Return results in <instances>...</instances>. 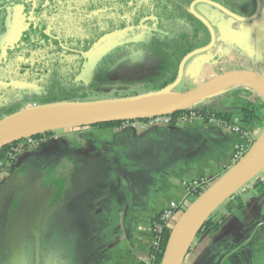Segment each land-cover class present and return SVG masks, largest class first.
<instances>
[{
    "label": "crops",
    "instance_id": "crops-1",
    "mask_svg": "<svg viewBox=\"0 0 264 264\" xmlns=\"http://www.w3.org/2000/svg\"><path fill=\"white\" fill-rule=\"evenodd\" d=\"M257 35L261 53L264 37ZM250 103L225 90L199 107L229 115L251 143L262 128L240 124ZM54 133L0 170V264H139L152 222L170 202L184 200L180 183H213L231 167L235 146H250L200 118ZM263 183L264 165L218 207V230L201 232L183 264H264Z\"/></svg>",
    "mask_w": 264,
    "mask_h": 264
},
{
    "label": "trees",
    "instance_id": "trees-1",
    "mask_svg": "<svg viewBox=\"0 0 264 264\" xmlns=\"http://www.w3.org/2000/svg\"><path fill=\"white\" fill-rule=\"evenodd\" d=\"M192 1L136 0L138 4L137 8L127 11L126 14L118 15L117 20L113 22L110 18L111 12L107 10L99 16L92 13L96 10L111 8L110 0H86L84 2V15L86 18L82 24L84 40L90 44H94L109 34L118 35L125 47L135 48L152 59L155 63L156 71L144 79L134 78L130 81L113 83L109 76L104 77L102 74H98L102 72L98 66L94 70V73L95 71L97 72L96 75L88 81L84 80L83 84H86V86L82 87L73 85V78L69 80L68 78H64L65 73L68 71L72 74L76 72L79 69L80 62L78 64L75 59L72 61L68 58L60 57L59 60L51 63L48 62L44 71L46 78L43 80L45 82L43 93L45 96L43 95V97H51L52 100L42 104L61 102L82 103L85 102V98L87 97L104 100L110 96V93L107 91H110L112 88L117 90L112 93L113 97L110 99L132 98L153 93L171 84L177 77L178 66L182 58L193 50L205 47L210 40L207 28L187 11ZM147 4L148 7H146ZM126 15L129 16L128 20L125 19ZM36 32H39V30ZM121 49L122 46H117L115 49L111 48V50H108L107 52H110L103 59L102 63L104 64H101L104 66L106 64V66L110 67L114 63L113 57L121 52ZM105 69L106 67L103 68V70ZM47 74H49L48 77ZM79 80H81L80 77ZM118 88L128 89L130 92L121 94L118 92ZM232 91L241 98L251 99V103L245 105L241 110L240 124L250 126L257 123L263 129L264 98L260 94L255 95L252 89L237 88ZM13 113L15 112L5 115L1 114L0 120ZM179 114L180 112L172 116L176 117ZM200 114L205 120L214 118L226 124H230L231 121L230 116L226 114H209L204 110ZM121 123H108L91 128H115L120 126ZM53 134L55 133L52 132L45 135L50 136ZM40 136H34V138L38 139ZM23 143L24 140H21L1 148L0 161H5L8 166H12L14 162L10 161L6 155L13 147ZM262 185L264 186V183ZM220 221L221 219L217 217L215 212L204 224L203 231H217ZM171 229L164 227L159 237L157 250L158 263L162 260Z\"/></svg>",
    "mask_w": 264,
    "mask_h": 264
},
{
    "label": "water",
    "instance_id": "water-1",
    "mask_svg": "<svg viewBox=\"0 0 264 264\" xmlns=\"http://www.w3.org/2000/svg\"><path fill=\"white\" fill-rule=\"evenodd\" d=\"M206 3L222 11L235 20L243 23L252 22L254 18H240L228 13L218 4L207 1H194L189 13L201 22L210 33V43L187 54L180 62L176 79L164 88L140 95L138 97L99 101L97 103H53L27 106L0 120V149L13 142L42 134L78 129L91 128L98 125L142 121L156 117L169 116L190 107L202 108L199 105L233 86L255 89L264 98V75L252 71H229L217 75L209 83L184 93H174L181 83L186 62L197 55L211 50L215 46L214 30L208 22L194 10L196 3ZM258 12L260 4L257 3ZM114 46L113 42L102 45L97 50L96 58L88 64L89 70L100 58L105 49ZM146 98L145 106L129 107L127 101H138ZM95 102V101H94ZM264 165V127L245 155L204 192L182 213L170 232L160 264H183L193 241L203 231L204 224L215 213L218 207L227 199L247 178Z\"/></svg>",
    "mask_w": 264,
    "mask_h": 264
},
{
    "label": "rangeland",
    "instance_id": "rangeland-1",
    "mask_svg": "<svg viewBox=\"0 0 264 264\" xmlns=\"http://www.w3.org/2000/svg\"><path fill=\"white\" fill-rule=\"evenodd\" d=\"M206 11V14L204 12L206 17H210L213 21L216 19L219 20L218 26H212L214 27L215 31V48L211 49L210 51H207L206 53L197 55L191 59V61L186 65V70L184 71L183 78L181 83L175 88L174 93H184L187 91H191L195 88L201 87L207 83H209L213 78H215L217 75H220V71L222 67H225L227 70H246V71H252L256 72L258 74L263 75L264 70H261L264 68V57L261 59L259 57V53L256 49H250V45H246L243 48V51H248L247 53L243 52L240 54H230V46L231 44H235L237 46L240 45L238 40H244L245 36L247 35L245 33V29L247 28L246 23H239L229 16L217 11L211 10L208 8H204ZM29 11V10H28ZM46 9H41L38 6L35 9L30 10V16L33 17V22L35 19V16H38L41 18L43 15V18L38 24H41L39 28V35L36 36L34 45L38 47L32 46L31 50H28V53H25L23 50H20L19 52H14L13 54H10L8 58L4 55L6 48L9 44L12 42V38H9L12 34H15L17 36L15 39L16 41H21L25 38L24 32L28 28V17L24 13V10L22 6L20 5H10L9 7H6L5 12V19L4 23H9V28H11L8 33L4 32L3 29L0 30V34L6 36V39H0V115L3 114H9L12 112H16L19 109H23L27 106H33V105H45L42 103H46L47 101H51V97H43L42 96V88L37 87V84H26V77L28 78L29 72L25 71L26 73H23V69L28 64L34 63L33 59L38 57L39 60H41V56H45L46 54H50L54 50H56L59 54H62V52L67 48V46H60L58 47L56 44L49 45L52 41H50L49 38L45 36V34L42 32L43 28L42 25L45 27H50L53 18L50 19L46 17ZM264 14V9L261 12V15ZM254 22V21H253ZM252 22V23H253ZM254 25V23L252 24ZM251 25V26H252ZM258 25H262L261 22H258ZM257 25V26H258ZM4 28V27H3ZM5 29V28H4ZM6 30V29H5ZM2 31V32H1ZM5 33V34H4ZM8 35V36H7ZM24 35V36H23ZM66 35V34H65ZM64 35V37H65ZM53 37V36H52ZM253 35L249 34V38H252ZM234 38L238 39L236 40V43L234 42ZM67 40H74L70 37L66 38ZM231 39V42L229 41ZM55 42V40H53ZM71 43V42H70ZM66 44V43H63ZM68 45V44H66ZM42 46V47H41ZM44 46L47 48L48 52L42 51L41 48H44ZM232 47V46H231ZM242 47V46H240ZM258 49V48H257ZM89 50V47L85 45V48H83V52L86 54ZM253 51L258 53L257 55L253 54ZM263 52V50H262ZM261 52V53H262ZM22 53L23 59L19 58L18 55ZM260 53V54H261ZM64 54V53H63ZM69 55V54H68ZM66 55V58L69 60H79L76 56H73L70 54L69 56ZM72 56V57H71ZM123 56H129V57H123L121 60H117L115 63L119 64L122 63L123 66H119L122 68H119L121 71L120 73L117 72L118 69L114 70V67L110 69V67L104 66L102 64L99 65L101 73L104 77L109 76L111 74V78L113 82L120 81H130L134 78L144 79L148 77L151 74L145 75V71L147 66V61L150 58H147V56L142 52H133L130 53V55H123ZM218 59V61L215 62L214 65L210 64V61ZM5 60V61H4ZM68 65V64H67ZM106 67L105 70L103 68ZM124 67V68H123ZM131 70L134 72H140V76H131L129 73ZM112 71V72H110ZM79 72V76H78ZM224 72V71H222ZM97 72L94 73L96 75ZM97 74V75H98ZM93 75V77H94ZM79 77L81 80H79ZM86 77V70L82 71H76L73 74L68 71L65 73L64 78L71 79L73 78V85L76 86H86V84H83V81ZM88 78V77H86ZM84 79V80H83ZM10 81V82H9ZM114 87V86H113ZM234 88L238 89H245L249 87H239V86H233L231 88H227V90H233ZM119 89V88H118ZM117 90V89H115ZM114 88H112L109 92L110 96L107 97V99L104 100H98L95 97H87L85 98V102L87 103H97L99 101H110L115 99H110L112 96V93L115 91ZM255 95H258L259 92L252 88ZM119 93H128L130 90L128 89H119ZM45 96V95H44ZM95 101V102H94ZM64 103V102H61ZM140 103V102H138ZM59 132V131H57Z\"/></svg>",
    "mask_w": 264,
    "mask_h": 264
},
{
    "label": "flooded vegetation",
    "instance_id": "flooded-vegetation-1",
    "mask_svg": "<svg viewBox=\"0 0 264 264\" xmlns=\"http://www.w3.org/2000/svg\"><path fill=\"white\" fill-rule=\"evenodd\" d=\"M194 1H197V0H193L189 4L188 9H187L188 13H189V9H190L191 4ZM207 1L216 3L221 8L225 9L228 13L235 15L237 17L243 18V19H245V18L252 19L258 13L257 17L253 20L254 22L252 21L254 23V25H252L253 24L252 22L246 23L248 25H246L247 28L245 29V33L247 34L244 37L245 39L244 40H238V39L234 38V42L236 43V40H238L240 45L237 44V46H236L235 44L232 43L231 44L232 47L230 46V51H231L230 54L237 55V54H240L242 52H243V54H244V52L247 53L248 51H243V48L246 45H250L249 46L250 49H256L257 51H258V49H260V47L258 45V39H257L258 35L257 34L261 33L262 36L264 37V30H263L264 27H263V29L262 28L259 29L257 25H258V22L264 23V14L261 15V12L264 9V2H262L261 0H207ZM84 2H86V0H0V30L3 29V31L5 33L6 32L8 33V31L11 29L8 26L9 23H4V19H5L4 10L6 7H9L10 5L22 6L24 13L29 18L28 19V21H29L28 22V28L24 32V35H25L24 39H22L19 42L16 41L15 38L17 36H15V34H12L9 37V38H12L11 39L12 42H11V44L8 45L6 50H4V52H5L4 55L6 56V58H8L10 56V54H13L14 52H19L20 50H23L25 53H28L29 52L28 50H31L32 46H33V48L38 47V46L34 45V43H35L34 39H36V36L39 34V32H36L39 30L38 27H40V25H41V24H38V22H40L42 20L44 15L41 18H39L38 16H35V19L33 22V17L30 16V14H29L30 10L35 9L37 6L41 9L47 10L45 13L46 17H48L50 19H52V18L54 19L52 21L50 27L47 28V27L42 25V28H43L42 32L45 34V36L47 35L46 37L49 38L50 41H52L49 45L54 43L58 47L67 46V48L62 52V54H59L56 50H54L50 54L48 53L45 56H41V60H39L38 57L37 58L35 57L33 59L34 63H32V64L27 63V66H25V68L23 69V73H26L25 71L29 72L28 78L26 77L27 86L31 85L32 83L37 84V87L43 89V91L41 93L42 96L44 95L43 93H44V86H45V82H43V80L46 78V74H44V71L46 70V66H47L48 62L51 63L55 60H59L60 57L66 58V55L72 54L73 56H76L77 58H79V60H76V62L78 64L80 62L79 69L77 71L86 70V77H88V78L85 77V80L88 81L93 77L94 70L102 63L103 59L110 52V51L109 52H107V51L111 50V48L115 49L117 46H122L121 52H119L116 56L113 57L114 63L110 66V69L112 67H114L115 69H118V71L117 70H115V71H117L119 73L121 71H123V70L119 69V68H122L119 66H121V65L123 66V64L122 63L115 64V62L117 60H121V58H123V57H129V56H123V55H130V53L139 52L135 48L125 47V45L123 44V41H121L119 39L120 36L114 35V34H109V35L103 37L102 39L98 40L94 44L93 43L90 44V43L86 42L84 40V33L82 32L83 31L82 24L84 22V19L86 18V16L84 15L85 14ZM124 2H125V5H124ZM257 3L260 4L259 12H258ZM110 4H111V8H108L105 10H96L93 12L90 11V12H92L96 16H99L101 13H103L104 11L107 10V11L111 12L110 18L114 22L115 20H117L118 15H121L123 13L126 14L127 11L137 8V5H138L136 3V0H110ZM146 7H148V4ZM204 8H208V9H211L214 11L216 10V12L217 11H219L221 13H223V12L212 7L209 4L204 3V2L203 3H196L194 5L195 12L198 13L200 16H202L208 22V24L211 27L213 25L218 26L219 20L216 19L215 21H213L212 19H210L209 16L207 18L205 15L206 11L204 10ZM202 12H204L205 14ZM223 14H225V13H223ZM225 15H227V14H225ZM230 18H232V17H230ZM125 19L128 20L129 16L126 15ZM232 19L235 20L234 18H232ZM97 21H98V19H97ZM235 21H237V20H235ZM237 22H239V21H237ZM239 23H243V22H239ZM212 29L214 30V27H212ZM2 34L3 33L0 34V39H6L7 37L2 35ZM249 34H252L253 37L249 38ZM64 35H65V37H64ZM209 35H210V33H209ZM214 35H215V31H214ZM67 37H70L71 39H74V40H67L66 39ZM210 39H211V37H210ZM53 40H55V42ZM0 41H2V40H0ZM229 41L231 42V39ZM108 42H113L114 46H112L110 49H105L104 53L105 52H107V53H105V54L103 53L104 55L103 56L101 55L102 57L100 56V58L97 59L96 62H94V67L89 70L88 64L90 63V61L92 59L96 58L98 48H100L102 45H104ZM63 43H66L68 45L63 44ZM209 43H210V40H209L208 44ZM85 45L89 47V50L87 51L86 54L83 52V48H85ZM240 46H242V47H240ZM46 47L44 46V48H41V50L48 52ZM214 48H215V46L212 49H214ZM262 50H263V52L261 54L259 53V57H261V59L264 57V49H262ZM253 54L257 55L258 53L253 51ZM18 56H19L18 59L19 58L23 59L22 53L19 54ZM147 58H149V57H147ZM191 59H189L186 62L185 66H184V71L186 70L185 69L186 65H188V63L191 61ZM23 60H25V59H23ZM216 61H218V59H214V60L210 61V64L214 65ZM146 63H147L148 67L146 68L145 75H141L140 72H134L133 70H131L129 72L131 74V76H140V75L146 76L148 73L151 75L154 74L156 71L154 61L152 59H148V61ZM102 64H104V63H102ZM105 66H106V64H105ZM261 70H264V68ZM184 71H183V74H184ZM222 71H224V72H222ZM229 71H231V70L230 69L227 70L225 67H222L219 74H223V73L229 72ZM234 71H238V70H234ZM110 72H112V71H110ZM49 74H47V77ZM78 76H79V72H78ZM109 78L113 82V80L111 78V74H109ZM116 82H118V81L116 80ZM113 83H115V82H113ZM234 89H237V88H234Z\"/></svg>",
    "mask_w": 264,
    "mask_h": 264
},
{
    "label": "built area",
    "instance_id": "built-area-1",
    "mask_svg": "<svg viewBox=\"0 0 264 264\" xmlns=\"http://www.w3.org/2000/svg\"><path fill=\"white\" fill-rule=\"evenodd\" d=\"M200 110L197 107H190L186 110L180 112L176 117L172 115L156 117L143 121H127L122 122L119 127H133L139 129L155 128L162 126H171L182 123L191 122L194 119L200 118L206 121L209 124H214L226 128L232 134L238 135L240 138L245 140L249 145L250 143V134L249 132L242 130L238 124H226L224 122L215 120L214 118H208L205 120L204 117L200 114ZM53 135L46 136L42 134L40 138L36 139L34 137L24 139L23 144H19L13 147L8 153L7 157L10 161H16L20 155L24 152L34 150L43 143L47 142L49 138H52ZM249 146L244 144L236 145L231 158L230 164L235 165L246 153ZM8 167L5 161H0V170H4ZM210 181L205 178H200L193 181H183L180 183L185 197L181 203L170 202L165 208L162 209L157 220H154L151 224L150 234H151V244L148 249V254L145 258L141 259L139 264H160L157 259V250L159 246V237L162 233L164 227L173 228L177 219L180 217L181 213L190 205V203L197 198L209 185Z\"/></svg>",
    "mask_w": 264,
    "mask_h": 264
},
{
    "label": "bare ground",
    "instance_id": "bare-ground-1",
    "mask_svg": "<svg viewBox=\"0 0 264 264\" xmlns=\"http://www.w3.org/2000/svg\"><path fill=\"white\" fill-rule=\"evenodd\" d=\"M138 102H140V103H138ZM146 103H147V99H146V98H143V99H140V100H138V101H127V102L124 103V105H127V106H129V107H134V106H145ZM200 111H203V110H200ZM142 121H143V120H142ZM126 122H127V121H126ZM128 122H129V121H128ZM53 133H54V132H53ZM29 138H30V137H29ZM252 144H253V142L250 144V146H251ZM250 146L248 147V149L250 148ZM248 149H247V150H248ZM246 152H247V151H246ZM231 166H233V165H231ZM9 167H10V166H8L6 169H8ZM6 169H4V170H6ZM211 184H212V183H210V185H211ZM210 185H209V186H210ZM209 186H208V187H209ZM208 187H207V188H208ZM207 188H206V189H207ZM206 189H205V190H206ZM205 190H204V191H205ZM204 191H203V192H204ZM195 199H196V198H195ZM195 199H194V200H195ZM194 200H193V201H194ZM193 201H192V202H193ZM192 202H191V203H192ZM191 203H190V205H191ZM190 205H189V206H190ZM189 206H188V207H189ZM188 207H187V208H188ZM187 208H186V209H187ZM176 222H177V221H176ZM175 224H176V223H175ZM171 230H172V229H171ZM160 263H161V262H160Z\"/></svg>",
    "mask_w": 264,
    "mask_h": 264
}]
</instances>
